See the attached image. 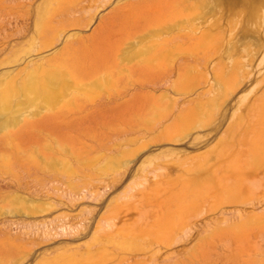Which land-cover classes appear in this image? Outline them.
I'll list each match as a JSON object with an SVG mask.
<instances>
[{"label":"rangeland","instance_id":"1","mask_svg":"<svg viewBox=\"0 0 264 264\" xmlns=\"http://www.w3.org/2000/svg\"><path fill=\"white\" fill-rule=\"evenodd\" d=\"M58 1L64 2L0 0V106L7 105L0 112V264H264L259 248L264 202L258 203L259 177L250 173L256 127L244 124L248 129L242 135L230 127L237 103L243 108L256 94L255 81L245 82L218 109H193L185 122L200 128L173 141L156 122L160 104L127 91L114 96L111 91L124 85L125 75L115 68L106 72L104 57V62L94 59L96 71L84 59L83 68L73 72L84 84L82 95L63 87L68 102L59 98L65 108L53 115L41 110L40 98L51 87L60 88V80L36 73L31 62L46 64L74 41L84 42L92 58L100 57L104 48L125 39L130 20L119 9L131 0L89 9L86 19L64 25L67 44L61 38L53 44L50 29L57 24L53 31L61 29L63 19L54 6ZM228 1L225 10L231 19L264 13V0ZM253 37L254 46L262 43ZM47 38L52 39L50 48ZM138 47L125 50L128 65ZM62 57L76 60L72 54ZM98 77L100 83L92 84ZM171 120L162 122L169 125ZM79 188L83 198L75 195L81 194ZM222 210L231 216L239 210L246 224L230 238L213 242L218 235L209 233L236 221L235 215H220ZM174 223L182 227L165 249L167 240L159 235ZM108 231L111 240L104 236ZM111 231H117L114 238Z\"/></svg>","mask_w":264,"mask_h":264},{"label":"bare ground","instance_id":"2","mask_svg":"<svg viewBox=\"0 0 264 264\" xmlns=\"http://www.w3.org/2000/svg\"><path fill=\"white\" fill-rule=\"evenodd\" d=\"M110 1L111 0H64V2L62 3L58 1V4L54 5L55 7L57 5V7L55 8L54 6H52V8L57 9L56 11L59 10L58 13H60V11L63 12V14L60 13L63 16V19L61 17V29H59L60 31H53L57 30V27H59L57 23V27H53L54 29H50L49 26L47 27L51 30V32H53V34H57V32H59L58 36L53 35L51 33L53 39L54 37H56L55 40H53V44L61 39V41H64V43L66 44L67 41H69L70 35L65 33L66 27H64V25L69 23H79V20L86 19L85 15L86 13H88L89 9L102 8L108 3H110ZM227 2L229 1H129L119 9L122 11L121 15L126 16V18L130 20V25L128 26L129 28L127 29L128 32L125 39H118L112 46L104 48L102 50L103 55H101V53V56L99 55L100 57L92 58V56L88 55L89 52L88 50H86L88 47H86V44V48L84 47V42L74 41V43H72L74 45L69 46L67 44V46L57 55V57L55 56V59L57 58L56 60H58V58H60L61 60H63L64 57L61 58V56L72 54L76 59L75 60L73 58L75 62L69 61V59L72 60V58H69L68 60H63L62 62L59 59V62L57 61V63L53 64H50V62H53L55 60H52V58L46 61V64H37V62H31L32 66L37 65L33 68V71H35L36 73L40 71L39 74L43 76L56 77L60 80V88L56 89L55 87H51L49 89V95L41 96V110L44 109L46 111L52 112L53 115L59 114L61 109L65 108V106L64 104L61 105L64 102L58 99L64 97V101L68 102L67 94L62 91V88L66 87V85L68 88H71L76 93L82 95L81 90H83L84 84L79 79H76L73 72H76L79 69L81 70L83 68L84 59L85 62H89V69H94V67H96L97 62L95 63L96 60L94 59L98 60L99 58V60H102V62L105 61V64L108 60L110 61V63L107 61L109 65H103L104 68H106V72L110 69L115 68L116 72H118L119 75H125V77L127 78V81L123 83L124 85H122V87L119 88L118 86L120 85H117L116 88L111 91V93H113V95L117 97H122V95L126 91L131 92L130 95L132 96L136 93L143 94L145 95L146 101L149 104H160L159 107L161 109L157 115L158 121L156 122H158V125H161V132L169 135L173 141H178L181 137L188 135L190 131L194 128H200V126L198 125H193L192 123H189L190 121L185 122V120L190 115H192L191 112L193 111V109H195L196 107H199L201 111L213 110L214 108L218 109L219 107L224 105L226 101L236 91L240 90L241 86H244L245 82H248L250 81V79H252L253 81H255V87L257 86V92L254 95L253 99H251L247 104H245L243 108H241L240 104L237 103L235 110L231 113L230 127L238 129L240 131V135H242L243 131L248 129V126H243L244 124L249 123L248 125L252 124L256 127V140L254 142L256 158L255 162L252 163L250 166L254 172H250V170L248 171L251 174L254 173V175L252 174L253 176L257 175L259 177L257 190L260 194V198L258 197V203L264 202V13L262 12L264 10L261 11V9H259L262 13H259L257 10L255 12L253 10L254 12H252V14L251 10L254 8L250 6L252 8L250 9L248 7L250 9V12L248 13L252 14V17L249 16L251 18L248 17V19L246 18L247 16L245 17L244 15L243 17H245L247 20H242L243 17H241L240 15V20L238 17H236L235 14V18L231 19L232 16L228 15V9L225 10L227 8ZM50 10L51 12L55 13L54 10ZM121 11L119 13H121ZM53 13L52 15H54ZM50 15L51 13L49 14V16ZM238 15L239 14L237 12V16ZM56 16L58 17V15ZM237 18L239 20L236 21ZM232 20H234V22ZM50 30L48 31L47 29V32H50ZM253 36L261 38L262 43H260V45L254 46V40L253 42H251L252 40H250V37ZM48 39L49 38L45 39L46 44L49 40H52ZM257 39H255V41ZM106 43L108 42L105 41L104 45ZM48 44L46 48L51 47L52 41H49ZM137 45H139V47L138 51L133 54L134 58L131 60L132 66L128 65V62H126V59L123 57L125 50L127 49V47L135 48ZM82 47L83 50L81 52L80 49H82ZM84 50L86 52H84ZM81 53L84 54L82 55L83 57H80ZM86 53L88 55V58L89 56L91 57L89 58L90 61H87L88 59L85 58ZM68 57L66 56V58ZM103 57L106 60H104ZM91 61L94 63H92ZM97 68L98 65L96 69ZM96 69H94V71H96ZM107 75L110 76V74ZM101 80V77L95 78V80H92V84L96 85L100 83ZM68 82H70V84ZM156 93H158V95H156ZM6 106L7 105L0 106V112L4 111L6 109ZM22 108L19 109L21 110ZM7 111L8 110H6V112ZM234 116L235 118H233ZM171 117V123L169 125H164L162 121H167ZM205 118H207V116ZM179 123V129L181 130H178L181 132L182 135L176 133V131H178L177 129L175 131V128H178L177 124ZM189 124H191V126ZM173 162L179 165L183 164L179 163V160L175 159L173 160ZM244 178L245 177L243 175L241 179L243 180ZM73 184H75L74 186L77 185L76 182H73L72 185ZM80 189L81 188H79V190L76 189L78 190V193L81 192ZM75 195H80V198H83L82 196L85 195V192L84 194L81 192V194L76 193ZM231 198H233L234 200L235 197L231 196ZM241 202L243 203V201ZM229 203L235 204V201H230ZM197 204L198 202L193 204V206H197ZM238 213L239 210L237 211V214L232 212V214L236 217L235 222L230 223L229 225H226V223V227L223 228L221 227V225L218 229L217 226H215L216 228L214 227L217 230H213L212 233H209L208 235H212L213 237L218 235L219 240L217 238L218 236L215 237L218 241H213L212 239L214 238H211L213 242L226 240L227 237L230 238V236L232 235L230 233H238V231L243 229V226L246 224L244 220L247 217L243 218L242 212L241 214ZM225 214L227 213L223 212L222 210L220 215H224L225 217ZM228 214H230V212H228ZM180 226L182 227L181 224L175 225L174 223L164 227L165 231L167 228L168 229L167 233L163 230V235L166 236L168 234L167 236L169 238L163 236L162 232L159 236L162 241H164L165 239L167 240L165 241V243L167 242V246L166 244H164V246H166L165 249L169 246V244L173 243L172 241H170V243L169 240L178 235L177 232L181 228ZM111 230L113 229L111 228ZM109 231L106 235H104L107 238H109ZM114 232L115 231H111L110 235H114ZM116 233L117 231L115 232V234ZM112 237L114 238V236ZM221 237L222 239L220 240ZM160 238L159 240H161ZM177 238L179 237L177 236ZM109 239L107 241H109ZM260 242L261 247L259 244V248L262 249V252L264 253V236L261 237ZM145 251L148 250L145 249ZM88 252L89 251H87V253ZM152 252L155 253V251ZM84 253H82L83 255L81 254V257L86 256L87 253L85 255ZM88 254H90V252ZM154 256H148L149 258L147 259H150V257L155 258ZM88 258L89 257H86V259ZM156 258L155 260H157ZM151 261L153 260L151 259Z\"/></svg>","mask_w":264,"mask_h":264}]
</instances>
